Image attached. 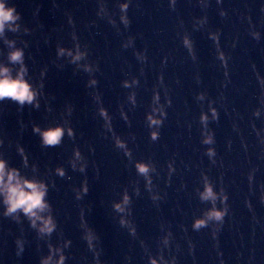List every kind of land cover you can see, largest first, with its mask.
I'll return each mask as SVG.
<instances>
[{
    "label": "clouds",
    "instance_id": "9594fccd",
    "mask_svg": "<svg viewBox=\"0 0 264 264\" xmlns=\"http://www.w3.org/2000/svg\"><path fill=\"white\" fill-rule=\"evenodd\" d=\"M124 9H127L128 5H122ZM20 20V15L17 13L15 7H10L7 5L6 0H0V37L4 36L5 30L16 31L19 25L16 23ZM125 23L127 20L125 19ZM10 47H14V42L6 41ZM185 43L190 47V41L186 38ZM59 54L61 56L68 55L72 57L73 62L80 61L84 53L77 50L73 53L70 50L60 49ZM9 61L12 64H19L20 68L13 75V70L4 65L0 64V101L5 99H11L13 101L19 102L21 105L28 103L32 104L36 101L38 92L35 87L26 79L27 68L24 66V52L22 49H15L9 53ZM91 70V69H87ZM92 83H95L93 81ZM202 98V97H201ZM160 97L157 94L154 97L155 104L158 105L153 111L154 113H160L161 116L166 115L163 106L159 105ZM37 103V107H38ZM106 115V113H104ZM215 115V111L213 110ZM201 120L203 123H207L208 116L206 114L202 115ZM148 121L150 126L161 125L163 120L161 118H156L153 114H149ZM71 136L73 131L71 128L65 129L63 126L56 128H51L48 130H41L36 128L42 137V143L45 146H55L62 142V138L65 132ZM158 131L152 133V139L158 138ZM205 144H213L214 139L211 134H206V138L203 141ZM207 155L209 157L215 156V150L212 148L208 149ZM77 159L80 158V153H76ZM137 169L139 173L147 174L152 170L151 166L145 163H138ZM83 170V169H81ZM60 175H63V169L57 170ZM48 194V185L39 180L29 179L23 176L19 170L10 168L7 161L0 158V198H2V203L5 206L4 214L6 216H14V214L23 213L32 223L33 227H37L41 234H51L55 228L56 224L51 215L50 204L46 200ZM202 201H210L213 205L212 209L205 213L204 218L198 219L194 223V228L199 229L205 226L211 221L222 222L224 216L227 213V208L223 210H217L215 203L219 198V195L214 191V186L205 177L204 189L199 193ZM223 199L226 201L227 197L224 196ZM129 202L127 195H125L123 204H117L115 207L119 211H124V205ZM47 213V215H45ZM15 218H18L16 216ZM90 241L92 237L88 238ZM59 254V260L54 261V257ZM65 257L62 251L59 249H53L52 254L42 261V264H64ZM152 264H156L153 261Z\"/></svg>",
    "mask_w": 264,
    "mask_h": 264
}]
</instances>
